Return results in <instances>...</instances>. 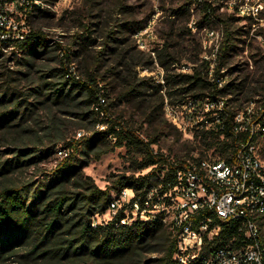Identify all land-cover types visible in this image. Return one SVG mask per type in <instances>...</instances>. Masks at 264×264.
<instances>
[{
    "label": "trees",
    "instance_id": "1",
    "mask_svg": "<svg viewBox=\"0 0 264 264\" xmlns=\"http://www.w3.org/2000/svg\"><path fill=\"white\" fill-rule=\"evenodd\" d=\"M205 11L208 19L214 18L224 29L212 76L213 59L205 58L198 63L200 60L197 57L188 58L193 64L192 72L170 74L171 65L179 61L174 51L176 39L171 34L164 38L160 49L149 53L139 50V56L136 57L122 54L120 63L109 65L99 77L104 67V52L114 50L107 42L88 65L86 78L66 77L70 74L64 63L60 69L63 72L62 80L33 87L26 98H21L14 91L10 97V110L3 111V108H8L9 91L3 89L5 84L0 85V130L5 129L10 133L6 136L12 138V146L7 151H16V154L7 158L0 153V264H6L11 257L19 259L15 260L19 264H181L175 256L178 237L160 219L151 222L137 220L129 225L121 223L125 215L124 208L116 216L110 214L113 193L119 194L129 188L144 194L152 187L167 182L174 172L169 157L156 152L152 147L158 143L157 136L146 140L141 134L142 124L139 128L130 127L120 116L112 118L111 110L118 103L125 102L144 123L158 130L172 128L180 136L181 132L170 125L164 116L166 96L171 94L167 89L171 84L180 85L178 91L185 93L186 100L191 97L213 98V94L224 98L236 95L237 98L227 100L231 107L224 130L212 131L209 135L206 131L210 130L193 129L194 140L199 139L200 143L209 147L215 145L216 140L223 135L224 139L217 144L216 150L220 152L221 158L233 160L237 142L245 141L248 135L234 132V107L238 106L231 105L230 101L240 102L239 94L251 81L248 84L247 79L227 81L221 87L213 81V78L222 77V71L229 66L228 58L234 44L230 30L231 19L216 15L208 3L205 4ZM146 23L147 20L136 27L131 26L130 36L144 29ZM126 38L130 39L129 34ZM109 39L116 40L111 37ZM187 41L189 47L195 46V39L189 38ZM40 43L47 45L49 40L37 31L32 33L27 42H10L12 46L26 52ZM155 62L165 71L163 84L156 83L151 76H139V68L150 70ZM252 84L263 88L264 77H254ZM149 90L153 91L151 95L155 96L154 99L147 98L146 92ZM190 93L192 96H189ZM254 93L259 95L260 92L256 90ZM261 96L262 99L256 102L264 101V95ZM29 97L37 99L38 104L46 105L49 112L46 127L43 132H36L32 146L29 144L32 138L23 133L25 128L20 127L14 133L10 129L16 113L23 105L29 104ZM59 112L79 121L78 128L86 133L66 141L64 129L67 118L60 116ZM101 126L105 128L100 129ZM45 141H50L52 145L44 148ZM61 141H66L60 147L67 149L68 155L63 158L50 180L35 188L19 186L12 180V175L21 168L42 162L52 154L54 145ZM122 146H132L141 151L146 161L142 169L153 167L152 170L140 176H116L106 189L98 187L92 178L84 177L82 166ZM163 166L168 172L161 174ZM96 215L102 219L93 226ZM234 234L235 231H229L224 226L220 235L209 241L210 248L221 246L224 236L232 238ZM22 246H26V249L21 253Z\"/></svg>",
    "mask_w": 264,
    "mask_h": 264
},
{
    "label": "rangeland",
    "instance_id": "2",
    "mask_svg": "<svg viewBox=\"0 0 264 264\" xmlns=\"http://www.w3.org/2000/svg\"><path fill=\"white\" fill-rule=\"evenodd\" d=\"M246 2L247 0H75L71 3L56 2L30 20L32 32H40L46 40H49L47 45L40 43L26 52L7 42H0V85L5 84L3 89L9 91L8 108H3V111L11 109L9 108L12 107L10 97L13 96L14 91L18 92L21 98H26L30 95L33 87L45 86L46 82L62 80L63 72L60 69L64 63L68 66L70 76L86 78L88 65L94 60L98 51L104 49L107 42L114 50L106 49L107 51L104 52L105 55L102 58L104 67L99 77L102 76L106 67L120 63L122 54L139 56L137 55L139 50L149 53L154 49H160L164 38L171 34L176 39L174 51L179 61L171 65L170 74L192 72L193 64L188 58L197 57L200 60L198 63H200L204 55L211 54L213 45L218 41L216 36L208 38L207 30L213 28L220 32L224 31L223 26L217 20L208 19L206 16V3L211 4L216 15L231 19L230 30L234 45L228 58L229 66L222 71V78L225 82L235 80L239 82L247 79L248 84L251 81L239 94L240 102L230 101V104L244 106L248 102L262 99L264 87L253 86L252 79L261 75L264 77V22L262 19L257 20L239 15L238 6L246 5ZM252 3L264 5V0H250L248 5ZM260 17H264V12ZM145 20H147L146 27L130 36L131 26L136 27ZM128 34L130 39L126 38ZM109 37L116 38V40L112 39L111 41ZM189 38L195 39V46H188L187 39ZM203 44L207 45L206 50H204ZM66 55H68V59H66ZM138 73L141 77L151 76L156 83L163 84L165 71L156 62L150 70L139 68ZM45 76L47 77L43 78ZM179 87L180 85L173 86L172 84L168 87L167 92L171 94L166 96V102L170 104L186 103L185 93H180ZM256 90L260 92L259 95L254 93ZM146 93L148 99L155 98L154 95H151L152 90ZM189 96H192L191 93ZM226 98L230 100L237 97L229 95ZM37 101L34 97H29V104L23 105L16 113L13 127L10 128L12 133L16 129L19 130L20 127L21 129L25 128L24 135L32 138V142H29L30 146L36 140V132H43L48 121L49 112L46 105L38 104ZM175 110L178 111L177 123L179 126L182 125L181 129L169 121L167 109L164 111V116L170 125L175 126L181 132L180 136L172 128L158 130L156 127L144 123L136 111L125 102L118 103L112 108L111 117L120 116L130 127L134 128H139L142 124V136L146 140L149 137L157 136L158 143L152 147L156 152L162 153L172 160L187 158L192 151L199 152L204 156L211 155L214 159H223L216 149L218 148L217 144L222 143L224 136L220 135L216 140L217 143L212 147L206 146L203 142L200 143L199 139L195 141L192 126H195L196 123H191L189 119L183 121L181 114L186 116L187 113L183 105L178 109L175 107ZM59 115L67 118L64 129L67 134L66 141L74 137L79 138L78 132H81L82 135L86 133L82 128H78L79 121H75L76 119H72L62 112H59ZM186 126L187 128H185ZM100 129L103 128L100 127ZM4 130H0V153L5 155L4 158H7L16 154V151L14 153L7 151L12 146V138L7 137L6 135L10 133ZM206 132L209 135L212 134L210 133L212 131ZM177 137L180 138L177 139ZM66 141L53 144L52 154L37 165L21 168L12 175V180L19 186L29 185L31 188L50 180L56 168L63 161L58 157L57 150ZM51 145L50 141H45L44 148ZM258 148L264 157V137L259 138ZM145 162L141 151L132 146H122L115 147L99 159L91 160L86 166H81L84 177L92 178L98 187L106 189L111 186L116 176H140L150 172L153 167L142 169ZM165 170L166 167L163 166L160 173L163 174ZM0 180H2V176H0ZM95 219L96 223L101 220L96 217ZM25 249L26 246H22L21 253ZM15 260L19 259L11 257L6 264H19Z\"/></svg>",
    "mask_w": 264,
    "mask_h": 264
},
{
    "label": "built area",
    "instance_id": "3",
    "mask_svg": "<svg viewBox=\"0 0 264 264\" xmlns=\"http://www.w3.org/2000/svg\"><path fill=\"white\" fill-rule=\"evenodd\" d=\"M73 1L0 0V42H27L33 33L30 20L56 2ZM249 3L247 0L246 5L238 6L239 15L264 22V17H260L264 5ZM213 36L218 41L211 54L203 58L213 59L211 76L224 34L213 28L207 30V37ZM203 48L206 50L207 45L203 44ZM213 81L219 87L225 83L222 77ZM212 97H191L183 104L166 102L164 110L168 111L169 121L180 129L175 107L183 105L187 110L186 116L181 114L183 121L196 123L193 129L224 130L231 106L227 98L214 94ZM234 110V132L246 133L248 137L237 142L233 160L214 159L192 151L187 158L176 162L168 158L174 172L167 182L144 194L129 188L113 193L110 214L116 216L124 208L122 224L160 219L177 235L175 256L181 264H264V157L258 148L259 138L264 137V101H251ZM81 135L78 132L77 136ZM57 154L63 159L68 150L59 147ZM167 172L168 169L164 173ZM95 217L102 219L100 215ZM96 224L94 218L93 226ZM224 226L235 234L232 238L224 236L221 246L210 248L209 241L219 236Z\"/></svg>",
    "mask_w": 264,
    "mask_h": 264
}]
</instances>
